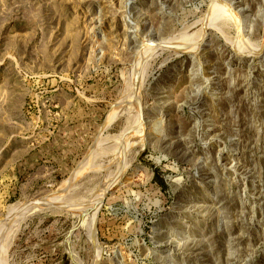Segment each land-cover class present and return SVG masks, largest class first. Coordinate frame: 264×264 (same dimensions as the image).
I'll return each mask as SVG.
<instances>
[{
  "label": "rangeland",
  "instance_id": "rangeland-1",
  "mask_svg": "<svg viewBox=\"0 0 264 264\" xmlns=\"http://www.w3.org/2000/svg\"><path fill=\"white\" fill-rule=\"evenodd\" d=\"M0 238L1 264H264V0H0Z\"/></svg>",
  "mask_w": 264,
  "mask_h": 264
},
{
  "label": "bare ground",
  "instance_id": "bare-ground-1",
  "mask_svg": "<svg viewBox=\"0 0 264 264\" xmlns=\"http://www.w3.org/2000/svg\"><path fill=\"white\" fill-rule=\"evenodd\" d=\"M210 17H211V16H210ZM209 19H210L211 21L213 20L212 17L209 18ZM214 20H215V19H214ZM205 26H206V25H205ZM208 26H209V24H208ZM202 31H203V30H202ZM202 35H203V33H202ZM200 36H201V35H200ZM198 38H200V37H198ZM190 39H191V38H190ZM160 41H161V40H160ZM157 44H158V43H157ZM167 44H169V43H167ZM192 44H193V43H192ZM154 48H155V46H154ZM145 49H146V48H145ZM147 49H148V48H147ZM147 49H146V50H147ZM149 49H150V48H149ZM152 49H153V48H152ZM138 102H139V101H138ZM134 106H135V105H134ZM136 112H138V109H137ZM140 113H141V112H140ZM138 115H139V114H138ZM140 115H141V114H140ZM137 118H138V117H137ZM137 120H138V119H137ZM142 121H143V119H142ZM138 122H139V121H138ZM143 123H144V122H143ZM143 126H144V125H143ZM141 128H142V130L144 129V127H140L139 129L137 128V130H140ZM128 135H130V134H128ZM125 136L127 137L126 132H125L124 138H125ZM120 137H121V136H120ZM130 137H132V134H131ZM134 137H135V136H134ZM122 138H123V137H122ZM130 139H131V138H130ZM127 140H128V139H127ZM122 141L124 142V139H121V141H120V142L122 143V146H123V142H122ZM125 141H126V140H125ZM129 141H130V140H129ZM144 141H145V140H144ZM140 142H141V141H140ZM117 143H119V141H118ZM134 143H135V142H134ZM112 144H113V143H112ZM126 144H127V143H126ZM132 144H133V143H132ZM109 145H110V144H109ZM118 145H120V144H118ZM128 145H129V144H128ZM128 145H126V146H128ZM133 145H135V144H133ZM120 147H121V146H120ZM130 147H132V146H130ZM130 147H129V148H130ZM125 149H126V147H125ZM100 150H101V149H100ZM122 150H123V149H122ZM101 151H102V150H101ZM103 151H104V150H103ZM119 151H120V150H119ZM128 151H129V150H128ZM97 152H98V151H97ZM121 152H123V151H121ZM118 153H119V152H118ZM92 154H93V153H92ZM94 155H95V154H94ZM118 156H120V155H118ZM123 157H124V156H123ZM119 158H122V157H119ZM124 158H125V157H124ZM117 159H118V158H117ZM87 160H88V159H87ZM121 160H122V159H121ZM123 160H124V159H123ZM123 160H122V161H123ZM119 161H120V159H119ZM119 161H118V162H119ZM122 161H121V162H122ZM123 162H124V161H123ZM87 164H88V163H87ZM117 164H118V163H117ZM120 164H123V163H120V162H119L118 165H120ZM82 165H83V164H82ZM90 165H91V164H90ZM123 165H124V164H123ZM84 166H85V165H84ZM87 166H88V165H87ZM121 166H122V165H121ZM82 167H83V166H82ZM116 167H117V166H116ZM119 167H120V166H119ZM78 168H79V167H78ZM78 168H76V169H78ZM80 168H81V166H80ZM122 168H123V166H122ZM85 169H86V168H85ZM118 169H119V168H118ZM119 172H120V171H119ZM123 172H124V171H123ZM117 173H118V171H117ZM121 173H122V172H121ZM114 177H115V176H114ZM110 178H111V177H110ZM113 179H114V178L112 177V180L110 181V183H109V182H106V183H109L108 185H111ZM108 181H109V180H108ZM60 185H61V184H60ZM60 185H59V187H60ZM64 185H65V184H64ZM105 186H107V185H105ZM105 186H104V189H105ZM61 189H62V188H61ZM62 190H63V189H62ZM101 190L104 192L103 189H101ZM101 190H100V193H101ZM56 192H58V191L56 190ZM103 192L101 193L102 195L100 194L99 197H98L97 199L95 198V199H94L95 201L92 202V203H95V202L98 201L97 203L99 204V203H100L99 201H100L101 198H102L101 196H103ZM55 194H56V193H55ZM56 195H57V194H56ZM56 195H55V197H58V200H55L56 198H53V197H54V196H53V197H52L53 200L50 199L51 201H49V199H47V200L49 201L48 204H50V203H56V204H58V205H59V204H62V201H63L62 199H64V198L61 197V198H62V199H61V198L59 197V195H57V196H56ZM63 196H64V195H63ZM73 196H74V195H73ZM70 197H72V196H70ZM59 198H60V199H59ZM66 199H67V198L65 197V200H66ZM44 200H46V198H45ZM54 200H55V201H54ZM53 201H54V202H53ZM44 202H46V201H44ZM63 203H65L66 205H69V206H72V205H73V204H72L73 202H72L71 200L64 201ZM97 203H95V204H97ZM45 204H46V203H45ZM48 204H47V205H48ZM87 204H88V203H87ZM87 204H86V205H87ZM89 204H90V202H89ZM89 204H88V205H89ZM95 204H94V205H95ZM99 205H100V204H99ZM32 206H34V205H32ZM83 206H85V204H84ZM95 206H96V205H95ZM92 208H93V206H92ZM92 208H91V209H92ZM97 208H98V207H97ZM79 209H80V208H79ZM80 210H81V209H80ZM84 210H85V208H84ZM84 210H83V212H84ZM90 212H91V211H90ZM90 212H88V213L91 215L92 212H91V213H90ZM86 213H87V212H86ZM77 214H78V212H77ZM79 214H80V213H79ZM84 214H85V213H84ZM91 216H92V215H91ZM94 217H95V216H94ZM82 218H84V217H82ZM87 218H88V217H87ZM13 220H15V218H14ZM83 220H84V219H83ZM87 220H88V219H87ZM81 221H82V220H81ZM88 221H89V220H88ZM84 222L86 223L87 221H84ZM10 223H11V222H10ZM6 224H7V223H6ZM86 224H87V223H86ZM86 224H85V225H86ZM9 225H11V224H9ZM89 225H90V222H89ZM86 226H88V224H87ZM86 226H84V227H86ZM3 227L5 228V225H3ZM7 227H10V226H7ZM11 227H12V226H11ZM11 227H10V228H11ZM88 227H90V226H88ZM88 227H87V229H88V231H89V228H88ZM1 228H2V227H1ZM91 228H92V227H91ZM11 229L14 230L15 228H11ZM11 229H7V230L9 231V230H11ZM7 230H6V231H7ZM13 230H12V231H13ZM15 230H16V229H15ZM85 230H86V229H85ZM3 231H4V229H3ZM88 231H87V232H88ZM89 232H90V231H89ZM2 233L4 234L5 232H2ZM7 233H8V232H7ZM3 234H2L3 237H5V236H7V235H8V236H7L8 238L10 237L9 234H6V235H3ZM10 234H12V232H10ZM12 235H13V234H12ZM89 235H90V234H89ZM3 239H4V238H3ZM6 239H7V238H5L4 240L6 241ZM0 240H1V238H0ZM2 241H3V240H2ZM2 241H0V242H2ZM5 241H3V243H6ZM1 244H2V243H1ZM0 247H1V246H0ZM4 248H5V250H6V244H5V246H4V244H3L2 249H4ZM5 250H4V251H5ZM0 252L3 253L2 250H1ZM1 253H0V262H1V260L3 259L2 257H4L3 254H2V256H1ZM4 253H5V252H4ZM2 261H3V260H2ZM0 264H1V263H0Z\"/></svg>",
  "mask_w": 264,
  "mask_h": 264
},
{
  "label": "water",
  "instance_id": "water-1",
  "mask_svg": "<svg viewBox=\"0 0 264 264\" xmlns=\"http://www.w3.org/2000/svg\"><path fill=\"white\" fill-rule=\"evenodd\" d=\"M109 189H107V191H108ZM106 191V192H107ZM46 202H44V201H42V200H40V199H33V200H28L27 202H26V205H46L45 204ZM64 209V208H63Z\"/></svg>",
  "mask_w": 264,
  "mask_h": 264
}]
</instances>
